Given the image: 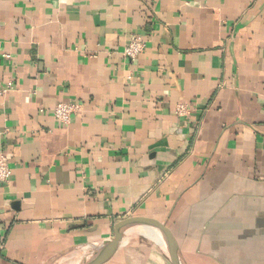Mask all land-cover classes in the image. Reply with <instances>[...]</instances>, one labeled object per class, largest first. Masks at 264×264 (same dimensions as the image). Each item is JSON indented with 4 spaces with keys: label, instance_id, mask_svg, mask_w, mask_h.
<instances>
[{
    "label": "crops",
    "instance_id": "obj_1",
    "mask_svg": "<svg viewBox=\"0 0 264 264\" xmlns=\"http://www.w3.org/2000/svg\"><path fill=\"white\" fill-rule=\"evenodd\" d=\"M0 88V264H77L134 217L183 264H264V0H0Z\"/></svg>",
    "mask_w": 264,
    "mask_h": 264
},
{
    "label": "water",
    "instance_id": "obj_2",
    "mask_svg": "<svg viewBox=\"0 0 264 264\" xmlns=\"http://www.w3.org/2000/svg\"><path fill=\"white\" fill-rule=\"evenodd\" d=\"M133 228H146L158 232L166 245L171 264H183L178 242L171 230L164 224L147 218H127L114 225L113 235L102 243L89 245V253L83 256L77 264H104L119 247L123 231Z\"/></svg>",
    "mask_w": 264,
    "mask_h": 264
},
{
    "label": "built area",
    "instance_id": "obj_3",
    "mask_svg": "<svg viewBox=\"0 0 264 264\" xmlns=\"http://www.w3.org/2000/svg\"><path fill=\"white\" fill-rule=\"evenodd\" d=\"M146 44L139 36H131L127 41L123 53L130 59H135L145 49ZM4 59H8V53L2 54ZM4 88H0V94L4 92ZM78 104L75 102H58L51 109L52 115L56 122L60 124H68L72 115L78 110ZM189 106L185 103H178L175 106V113L179 116H185L189 113ZM11 167L7 156L0 150V183L7 182L11 177Z\"/></svg>",
    "mask_w": 264,
    "mask_h": 264
},
{
    "label": "rangeland",
    "instance_id": "obj_4",
    "mask_svg": "<svg viewBox=\"0 0 264 264\" xmlns=\"http://www.w3.org/2000/svg\"><path fill=\"white\" fill-rule=\"evenodd\" d=\"M136 230H138V232L133 231L127 233L128 244L123 247L125 255L119 256V254H117L116 257H114L116 259H111V261H108V264H119V261L123 262V264H155L154 246L149 239L141 235L142 233L139 234V232H143L139 231L143 230V228H138Z\"/></svg>",
    "mask_w": 264,
    "mask_h": 264
},
{
    "label": "bare ground",
    "instance_id": "obj_5",
    "mask_svg": "<svg viewBox=\"0 0 264 264\" xmlns=\"http://www.w3.org/2000/svg\"><path fill=\"white\" fill-rule=\"evenodd\" d=\"M143 230L146 232V234L148 236H150L151 238L153 239H159L160 241L162 240L161 239V236L158 234V232H156L155 230H152V229H146V228H143ZM139 235V234H138ZM150 239V238H149ZM149 245V244H148ZM151 245V244H150ZM66 263V262H65ZM70 264V263H69Z\"/></svg>",
    "mask_w": 264,
    "mask_h": 264
}]
</instances>
